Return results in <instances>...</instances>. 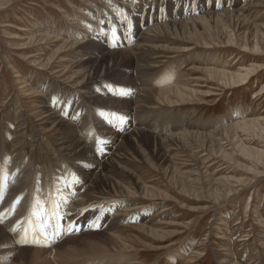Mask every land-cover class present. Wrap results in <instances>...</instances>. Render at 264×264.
Here are the masks:
<instances>
[{
    "label": "rangeland",
    "instance_id": "374dc122",
    "mask_svg": "<svg viewBox=\"0 0 264 264\" xmlns=\"http://www.w3.org/2000/svg\"><path fill=\"white\" fill-rule=\"evenodd\" d=\"M121 13L132 23L127 37ZM238 16L245 25L236 22ZM79 25L89 30L100 25L94 49L112 57L144 47L153 69L132 77L127 62L119 70L129 74L103 75L87 86L84 67L77 68L84 55H74L72 48ZM143 25L158 29L144 35ZM99 52L91 54L92 65ZM173 85L180 86V94L160 93ZM140 89L141 114L130 110ZM87 91L89 96L83 95ZM43 103L70 122L78 120L80 132L71 135L72 128L63 132L54 124L36 128L33 120ZM147 124L157 129L154 135L186 134L176 142L163 137L156 145L144 142L121 152L119 164L104 160L106 166L93 168L116 153L129 131ZM59 134L90 146L89 161L57 173L60 164L47 150ZM31 136L48 148L31 145ZM154 148L168 160H160ZM0 161V212L7 220L3 225L10 226L0 232L11 236L0 235V264H227L229 255L235 264L259 263L264 258V0H0ZM91 171L102 172L110 184L87 191L85 176ZM37 199L49 209L57 202L60 223L65 229L73 223L79 231L54 236L52 219L49 240L29 238L25 244L20 232L34 219ZM118 211L123 216L115 217ZM111 234L121 236V244ZM19 235L17 246L13 240ZM93 241L105 255L96 254ZM125 255L133 259L125 263Z\"/></svg>",
    "mask_w": 264,
    "mask_h": 264
},
{
    "label": "bare ground",
    "instance_id": "6f19581e",
    "mask_svg": "<svg viewBox=\"0 0 264 264\" xmlns=\"http://www.w3.org/2000/svg\"><path fill=\"white\" fill-rule=\"evenodd\" d=\"M154 11V10H153ZM146 12V11H145ZM106 13V12H105ZM97 17V16H96ZM98 18H96L97 20ZM92 20V19H91ZM99 20V19H98ZM97 20V21H98ZM107 20V19H106ZM112 20V19H111ZM110 21V20H109ZM84 22H86V20H84ZM108 22V21H107ZM237 23L238 22H241V24L245 25V22L246 20L244 19H241L237 18ZM94 25V24H93ZM80 28H77L76 29V32L75 33H72V35H74V37H80L78 38V40L75 42L74 39H72V48L74 50V55L76 54H81V55H84L83 56V59L81 60H78V66L77 68H82L84 67V69L82 70V72L85 74V78L84 80L86 81V84L94 79H96L97 77L100 78V76H125L126 74H129L127 71H122L119 70L122 66H124L127 62L130 64V69H131V72L133 73L132 77H136V75L141 76L143 74H145L147 72V70L152 67L150 65V59H148L146 57V54H145V48H136L135 50L133 51H130V53L128 54L127 57H122V58H116V57H112L110 56L109 54H104L103 53V50L101 48H98V51H95V40L98 39L101 35H99V32H100V25H96V28H93L92 30H89L88 28H86L85 26H80ZM102 27V26H101ZM146 27L143 25L142 26V29L144 30ZM158 28H154V27H151V28H146L143 32L144 35H149V34H152V32H155V30H157ZM128 35H126L127 37ZM45 38V37H42V39ZM48 38V37H46ZM83 38V39H82ZM130 41V40H129ZM153 48V47H151ZM100 51V52H99ZM99 52V55H101V58L99 61H97L96 64H93L91 63V54H94ZM129 59V60H128ZM189 60V59H188ZM88 62V63H87ZM153 63V62H152ZM89 64V65H88ZM88 65V66H87ZM133 67V68H132ZM153 69V68H150V70ZM130 72V71H129ZM131 73V74H132ZM147 75V74H146ZM150 75V74H149ZM144 76V75H143ZM131 76H129L130 78ZM134 79V78H133ZM99 80V79H98ZM139 81V80H138ZM246 81V80H245ZM134 82V81H133ZM246 83V82H243V84ZM90 84V83H89ZM134 84V83H133ZM137 84V83H136ZM135 84V87H134V90H138L137 86ZM235 84V83H234ZM88 86V84H87ZM145 86V85H144ZM140 87V86H139ZM88 90V89H86ZM136 90V91H137ZM149 90V89H148ZM135 91V93H136ZM161 94H165L166 96H168L169 94H180L179 91H180V86H177V85H173V86H169L167 88H165L164 90H160ZM143 90L140 89L139 91V94H137L135 97V99L132 101L131 103V107H130V110H137V113L141 114L142 112H144V107H143V103H144V98H143ZM146 92V91H145ZM82 93V92H81ZM91 94V93H90ZM83 95H88L89 96V93L88 91L87 92H84ZM81 95V96H83ZM145 95V94H144ZM172 96V95H171ZM177 97V96H176ZM86 98V97H84ZM89 98V97H87ZM94 100V98H92ZM97 99V98H96ZM49 100V99H48ZM47 101V99L45 100ZM91 101V100H89ZM95 101V100H94ZM43 102V100H42ZM46 103V102H45ZM83 104V103H82ZM87 104V103H86ZM91 104V103H90ZM41 111H40V114L39 116L37 117V119H34L33 120V123L35 124L36 128H44L46 126H48L49 124H54V125H57L59 126L60 125V128L63 129V132H64V129H71L72 128V134L71 135H75L77 133H79L80 131H78L75 127V125H77V122L78 120L76 119H72V121H68L66 119H64V116H62V112L60 111H57L55 109H53L52 107L48 106V105H45L43 103V105L40 107ZM152 109V108H151ZM77 111V110H76ZM133 112V111H132ZM131 112V113H132ZM136 113V112H135ZM20 117H23V115H19ZM81 120V119H80ZM156 121V120H155ZM25 122V121H24ZM190 126H193L191 125V123L188 124L187 127H190ZM195 126V125H194ZM154 130H157L155 128H153L152 125H146V126H141V127H138L136 126V129H134L133 131H129L128 132V135L126 137H124V139H122V143L119 142L121 145H119L118 147V150H116V153H113V156L108 159L107 158H102V161L101 162H98L97 164L95 165H92L93 168L95 169L96 166L99 168L101 166H106V163H110V164H119V161L122 160V157H121V152H128L127 150L128 149H137V148H140V146L144 143V142H148V143H151V144H154L156 145V143H161V138H165L163 140L165 141H172V142H176V141H180L182 140V138L184 136H181L182 134H186V133H180V134H174V135H165V136H158V135H154L155 133L153 132ZM178 130V129H177ZM171 132V131H170ZM165 133V132H164ZM179 133V131H178ZM168 134V133H167ZM116 136V134H115ZM119 137V136H118ZM72 138L71 136H66V135H62V134H59L58 138H57V143L55 144H52V147L50 149L47 150V153L48 155L53 159V161L57 162L60 164V167H58L59 165L55 166V168H59L57 170H55L57 173H64V169L66 166H70L75 163H79V162H87L89 161V158L91 157V155H93L90 151H89V147H86V145H84L83 143H77L75 140L73 139H70ZM85 140V139H84ZM118 140V139H117ZM30 143L31 145L33 144L34 146H36L38 149H47L48 146H46L45 144H43L42 141H40L39 138H37V136H31L30 137ZM83 141V140H82ZM113 142V141H112ZM116 142V141H115ZM164 142V141H162ZM117 143V142H116ZM19 144V142H18ZM118 144V143H117ZM117 146V145H116ZM41 150V152H42ZM46 152V151H45ZM93 152V151H92ZM153 153L158 156L160 158V160L162 161H166L168 160V157L166 155H163L157 148H154V151ZM61 154V155H60ZM104 156V155H103ZM102 156V157H103ZM110 156V154H109ZM45 157V156H44ZM93 159V158H92ZM33 160V159H32ZM99 160V159H98ZM104 160H109V161H105ZM8 161V160H7ZM31 161V160H30ZM35 161V160H34ZM1 162V161H0ZM27 162V161H26ZM92 162V161H91ZM24 163V162H22ZM54 163V162H53ZM105 163V164H104ZM33 164V163H32ZM30 165V164H29ZM77 166V165H76ZM5 167V165H4ZM22 167V166H21ZM81 167V166H80ZM103 168V167H102ZM63 169V170H62ZM93 169V170H94ZM29 170V169H28ZM76 170V169H75ZM105 170V169H104ZM20 171V170H19ZM24 171V170H23ZM45 171V170H44ZM90 171V170H89ZM99 171V170H98ZM25 172V171H24ZM29 172V171H28ZM17 173V172H16ZM19 174V173H18ZM27 174V173H25ZM24 174V175H25ZM47 174V173H46ZM83 174H85L83 172ZM82 174V175H83ZM58 175V174H57ZM62 175V174H61ZM65 175V174H64ZM20 176V174L18 175ZM102 172L97 176L95 173L93 174V172H87L86 176H85V180L87 182H85V186H87L88 190L87 191H92V190H96L98 188H100L102 190V186H105V184L107 185L110 184L109 182L110 181V178L108 177H105L103 178L102 177ZM23 178H25L24 176H22ZM27 178V177H26ZM30 181V179L28 180ZM32 181V180H31ZM34 181V180H33ZM47 184V183H46ZM29 192L32 193L35 191L34 189V186L30 185L29 186ZM70 194V193H69ZM67 194V195H69ZM98 194V193H97ZM100 194V193H99ZM83 195H87L86 193H84ZM82 195V199H79L78 203H82L83 200H84V197ZM71 196V195H70ZM102 195H100L101 197ZM77 197V196H76ZM12 198L14 199V196H12ZM11 198V199H12ZM86 198V197H85ZM7 203H11V200ZM78 199V198H77ZM87 199V198H86ZM63 200V199H62ZM14 201V200H13ZM31 201V200H30ZM66 200H63L65 204ZM87 201V200H86ZM99 202V201H98ZM78 203H76L74 206L72 207H78ZM87 203V202H86ZM78 204V205H77ZM11 205V204H10ZM66 205V204H65ZM73 205V203H72ZM14 206V205H13ZM19 206V205H18ZM17 206V207H18ZM82 206H85L82 205ZM87 206V205H86ZM4 207V206H3ZM4 209V208H3ZM21 209V208H20ZM23 209V208H22ZM9 210V209H8ZM7 210V211H8ZM122 210V209H121ZM126 211V210H125ZM17 212V211H16ZM121 213V212H120ZM126 213V212H125ZM122 214V213H121ZM119 214V211L118 213L115 215V217H121L123 215ZM18 217V216H17ZM3 218V220H2ZM0 219L2 221L1 222V226H0V229H3V230H7V228L10 226H7V225H3L7 222L6 218H4V216L2 215V212H0ZM120 219V218H118ZM9 220V219H8ZM17 220V219H16ZM69 221V220H68ZM109 222V221H108ZM10 224V223H9ZM12 224V222H11ZM21 225V224H20ZM16 233V232H15ZM0 235L3 237V238H6L8 240V238L10 236V233H7V232H4V233H1L0 232ZM20 235H23L22 231L20 232ZM15 239L17 242H15L13 240L14 243H16V245L18 246V241L20 240V238L22 236H20ZM112 236V237H111ZM111 239L113 242L115 243H120L121 244V241H123V238H121V236H118L117 234H111ZM13 239V238H12ZM47 239L49 240L50 239V236L47 237ZM121 240V241H120ZM28 242V241H27ZM8 243V242H7ZM12 242L10 241V244ZM32 243V241H31ZM6 244V243H5ZM25 244H26V241H25ZM97 245H98V242H95L93 241L91 243V247L92 249H94L95 251H97L96 254H104L102 253L103 251L105 250H99L97 249ZM10 246H14L16 248V246L12 243ZM30 246V245H29ZM25 247V246H24ZM27 247V246H26ZM25 247V248H26ZM29 248V247H28ZM124 250H126L125 248H122ZM121 249V250H122ZM106 253V252H105ZM121 254V253H120ZM95 255V254H94ZM105 255V254H104ZM127 255V254H126ZM125 256H122L124 257V262L126 263H129V261L131 259H133V257H126ZM100 255H98L99 257ZM103 256V255H102ZM180 256V255H179ZM181 258V257H180ZM225 258H227L226 260L229 259V263H234V260H232L231 258V255L229 256H225ZM183 259V258H182ZM234 259V258H233ZM180 260V259H179ZM123 261V260H122ZM236 262V261H235ZM227 263V264H229ZM115 264V263H114ZM235 264V263H234ZM238 264V263H237ZM257 264H264V258L263 260H261L259 263Z\"/></svg>",
    "mask_w": 264,
    "mask_h": 264
},
{
    "label": "snow or ice",
    "instance_id": "6c2138e0",
    "mask_svg": "<svg viewBox=\"0 0 264 264\" xmlns=\"http://www.w3.org/2000/svg\"><path fill=\"white\" fill-rule=\"evenodd\" d=\"M159 11L163 13L165 12V9L161 8ZM119 23L127 26L128 31L125 32V35H129L132 28V23L126 14H120ZM109 27L111 28V37L113 41H115L117 39V30L111 23L109 24ZM121 94H123V92ZM0 203H2V199H0ZM58 209L59 204L55 201L52 202L51 209H49L44 201L37 199L35 205L33 206L32 212L34 219L30 220L28 227L24 229L23 239L27 241L29 238H31V240L34 242H38L41 237L47 239L49 235V228L53 227L51 223L52 219L57 220L52 233L54 236L62 233L65 230L79 231V228H77L73 223H69L67 225V229H65V226L60 223V221L63 220V217L59 215ZM92 227L98 228L99 224L95 223L92 225Z\"/></svg>",
    "mask_w": 264,
    "mask_h": 264
}]
</instances>
